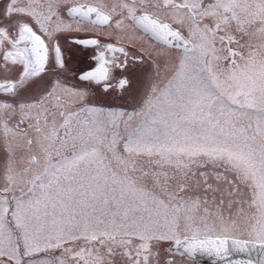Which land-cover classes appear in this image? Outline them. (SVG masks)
Listing matches in <instances>:
<instances>
[{
  "label": "snow or ice",
  "instance_id": "obj_1",
  "mask_svg": "<svg viewBox=\"0 0 264 264\" xmlns=\"http://www.w3.org/2000/svg\"><path fill=\"white\" fill-rule=\"evenodd\" d=\"M205 256L264 264V0H0V264Z\"/></svg>",
  "mask_w": 264,
  "mask_h": 264
},
{
  "label": "flooded vegetation",
  "instance_id": "obj_2",
  "mask_svg": "<svg viewBox=\"0 0 264 264\" xmlns=\"http://www.w3.org/2000/svg\"><path fill=\"white\" fill-rule=\"evenodd\" d=\"M66 55L70 57L69 64L73 70L85 68L89 62V58L84 53L71 46L66 48Z\"/></svg>",
  "mask_w": 264,
  "mask_h": 264
},
{
  "label": "water",
  "instance_id": "obj_3",
  "mask_svg": "<svg viewBox=\"0 0 264 264\" xmlns=\"http://www.w3.org/2000/svg\"><path fill=\"white\" fill-rule=\"evenodd\" d=\"M234 258H236V257H234ZM213 259L214 258H212V257L205 256V257L201 258V263L202 264H213Z\"/></svg>",
  "mask_w": 264,
  "mask_h": 264
}]
</instances>
